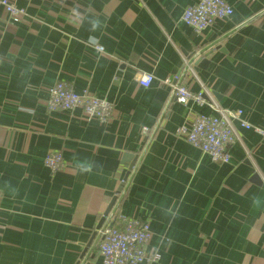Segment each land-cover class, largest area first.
Masks as SVG:
<instances>
[{
	"label": "crops",
	"instance_id": "1",
	"mask_svg": "<svg viewBox=\"0 0 264 264\" xmlns=\"http://www.w3.org/2000/svg\"><path fill=\"white\" fill-rule=\"evenodd\" d=\"M8 1L25 15L0 5V264H77L94 233L87 262L102 264L114 197L103 225L147 223L150 264H264V138L232 120L224 164L176 136L215 109L264 129V0H224L233 14L202 32L181 21L198 0ZM165 79L204 104L177 103ZM57 82L107 101L110 119L49 112Z\"/></svg>",
	"mask_w": 264,
	"mask_h": 264
},
{
	"label": "built area",
	"instance_id": "2",
	"mask_svg": "<svg viewBox=\"0 0 264 264\" xmlns=\"http://www.w3.org/2000/svg\"><path fill=\"white\" fill-rule=\"evenodd\" d=\"M0 5L14 23L20 22L25 15V10L15 2L0 0ZM232 14V7L224 0H198L184 10L181 21L194 31L202 32L216 21L229 18ZM185 66L186 70H192L189 60H185ZM152 81L151 75H144L138 83L142 87H149ZM164 83L172 87L177 103L187 105L193 101L198 105L204 104L202 93L194 94L184 86L173 84L171 79H165ZM46 107L49 112L80 110L83 116L100 123L107 122L112 112V106L107 101L86 91L77 94L63 82H57L50 87ZM241 115V111L215 109V115L200 114L191 125H182L176 131V136L212 161L227 164L230 161L229 149L236 141L232 120L238 121L240 127L252 130L264 138V129L250 125ZM44 164L49 170L58 171L63 165L61 153L49 154L44 159ZM109 217L110 215L105 219ZM110 223L108 221L107 224H102L97 230L102 264H150L159 259L157 253L146 254V246L152 235L147 223L125 219L122 228L110 226Z\"/></svg>",
	"mask_w": 264,
	"mask_h": 264
},
{
	"label": "water",
	"instance_id": "3",
	"mask_svg": "<svg viewBox=\"0 0 264 264\" xmlns=\"http://www.w3.org/2000/svg\"><path fill=\"white\" fill-rule=\"evenodd\" d=\"M208 56V53H206L205 55H204V59H199V60H196V61H192V63H193V71H198V69L199 68H203V69H205V67H206V65H207V61L205 60V58ZM129 159H132V162L130 163V165H129V168H128V173H127V175L125 176V178L123 179V181H125L126 179H127V177H128V175H129V173L133 170V168H134V166H135V163H136V161H137V157L135 156H132V155H125L124 156V160H125V162H127ZM121 189V187L119 188V190ZM116 202V197H114L112 200H111V202L109 203V205H108V207H107V209H106V211H105V213L103 214V217H102V219L100 220V222L98 223V225H97V230H99L100 229V227L102 226V224H103V222H104V220H105V217H107V216H109V214H110V212L112 211V209H113V205H114V203ZM112 224H110V226H111ZM95 235H96V233H94L93 235H92V237L90 238V240H89V242L87 243V245L85 246V248H84V250L82 251V253H81V255H80V257H79V261H78V263L77 264H88V262H87V252H88V249L91 247V245L93 244V241H94V238H95ZM92 248V247H91Z\"/></svg>",
	"mask_w": 264,
	"mask_h": 264
}]
</instances>
